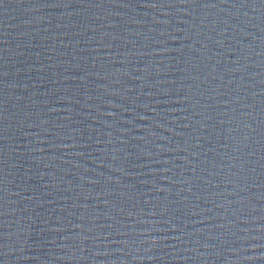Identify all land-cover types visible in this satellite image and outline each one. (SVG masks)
Returning a JSON list of instances; mask_svg holds the SVG:
<instances>
[{
	"label": "water",
	"instance_id": "1",
	"mask_svg": "<svg viewBox=\"0 0 264 264\" xmlns=\"http://www.w3.org/2000/svg\"><path fill=\"white\" fill-rule=\"evenodd\" d=\"M0 264H264V0H0Z\"/></svg>",
	"mask_w": 264,
	"mask_h": 264
}]
</instances>
